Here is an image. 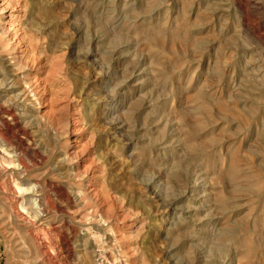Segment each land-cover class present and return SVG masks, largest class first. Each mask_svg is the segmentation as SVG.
I'll use <instances>...</instances> for the list:
<instances>
[{
    "label": "rangeland",
    "instance_id": "rangeland-1",
    "mask_svg": "<svg viewBox=\"0 0 264 264\" xmlns=\"http://www.w3.org/2000/svg\"><path fill=\"white\" fill-rule=\"evenodd\" d=\"M0 40L41 190L0 169V264H264V0H0Z\"/></svg>",
    "mask_w": 264,
    "mask_h": 264
},
{
    "label": "bare ground",
    "instance_id": "bare-ground-1",
    "mask_svg": "<svg viewBox=\"0 0 264 264\" xmlns=\"http://www.w3.org/2000/svg\"><path fill=\"white\" fill-rule=\"evenodd\" d=\"M12 59L8 60L6 64L0 63V100H2L0 101V124H1L0 125V169H2L3 172L2 171L1 172L4 173L3 179H1L2 180L1 185L3 186L1 189L4 188V190L6 191L10 189V191H13L14 195H16L15 193L18 191H20L21 193L22 190H23L22 193H27L26 195L23 194L22 196H19V197L17 195V197L13 200L10 199L11 207L15 210L14 212L17 218H20L21 221L23 220L25 221L26 218L23 216V213L20 212V207L23 208V206L26 205L27 201L31 200L32 198H39L41 196L40 195L41 190H40L39 184H36V183L33 185L30 184L31 186L27 190L22 189L21 187L22 182L21 180H19V177L23 175L28 176L29 174L27 170L28 167L24 164L22 160H20L19 156L16 154L15 147L12 145V140L16 138L15 134L22 132V130H20L19 128V116H24V119L27 122H37L34 116L35 112L33 110L34 109L37 110L38 107H40V101L37 98H34L35 96H32L33 99L28 103L29 104L28 106L26 107L19 106L20 110H15V108L12 107L13 104L19 101L26 102L29 98L28 93H30V90H31L29 87L28 88L25 87L24 89L21 90V88L17 86L18 82L16 83L17 80L15 81L14 76L11 71V68L12 69L14 68L12 67L13 66ZM40 202L41 201L37 202L39 203V205L36 208H32V207H30L29 209L27 208L28 210H26V212H27V215L28 214L31 215V217L33 218V219L31 218L32 220L34 221L37 220L38 222H41L40 225L41 224L43 225L44 223H47V222L45 221L46 215H43L42 210H40L42 208L40 205L41 204ZM42 205H45L43 203V198H42ZM34 221L32 223H34ZM44 225H47V224H44ZM32 226H34V224ZM48 228H49L48 226L45 227V229H48ZM89 228L86 227L87 230L86 229L85 230L90 232L91 229ZM80 232L79 234H81ZM91 237H92L93 243H96V239H97L98 245H95V244H92L90 246L88 245L89 248L92 249L90 253H88L84 248L83 255L84 256L88 254L90 255V260L88 264L89 263L90 264H108L111 258L110 256H109L110 259L108 258L106 252L104 251V248L100 244L102 239L101 240L98 239V236L96 234L95 235L92 234ZM35 239L37 240L36 237ZM88 239L91 240L89 236H88ZM86 243L88 244V242ZM64 244H66V242ZM42 245L38 244V252H41V255L45 256V260L50 262V258H49L50 255L49 256L47 255L48 252L46 253V247ZM65 247L66 245H63V249ZM85 259L88 260V257L86 258L85 256ZM94 261H96L97 263H95Z\"/></svg>",
    "mask_w": 264,
    "mask_h": 264
}]
</instances>
